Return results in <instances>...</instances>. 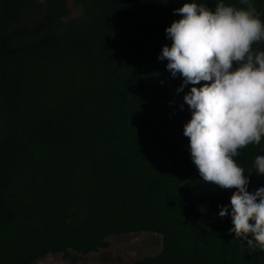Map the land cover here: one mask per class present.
I'll return each mask as SVG.
<instances>
[{"label": "trees", "instance_id": "1", "mask_svg": "<svg viewBox=\"0 0 264 264\" xmlns=\"http://www.w3.org/2000/svg\"><path fill=\"white\" fill-rule=\"evenodd\" d=\"M68 1L0 0V264L88 255L143 232L163 249L133 264H264L219 221L238 192L200 177L183 134L192 86L178 93L183 78L158 58L190 0H73L76 18ZM254 5L264 24V0ZM258 155L264 138L235 161L249 191L264 187Z\"/></svg>", "mask_w": 264, "mask_h": 264}, {"label": "clouds", "instance_id": "2", "mask_svg": "<svg viewBox=\"0 0 264 264\" xmlns=\"http://www.w3.org/2000/svg\"><path fill=\"white\" fill-rule=\"evenodd\" d=\"M239 3L246 7L217 0L213 10L190 0L174 9L182 18L166 28L172 44L158 58L168 61L173 78H183L178 93L192 86L183 97L191 113L183 134L200 177L219 191L238 192L219 221L231 219L230 240L264 250V187L249 191L251 175L235 163L264 138V54L253 51L264 45V24L254 0ZM254 167L264 177V155Z\"/></svg>", "mask_w": 264, "mask_h": 264}, {"label": "rangeland", "instance_id": "3", "mask_svg": "<svg viewBox=\"0 0 264 264\" xmlns=\"http://www.w3.org/2000/svg\"><path fill=\"white\" fill-rule=\"evenodd\" d=\"M72 10V18L81 15L82 8L73 0L68 1ZM39 8H34L30 13L32 19L39 14ZM27 20V19H26ZM111 246L88 255L73 254L70 259L62 255H49L37 264H133L136 260L155 256L163 249V237L155 233H132L109 238Z\"/></svg>", "mask_w": 264, "mask_h": 264}]
</instances>
